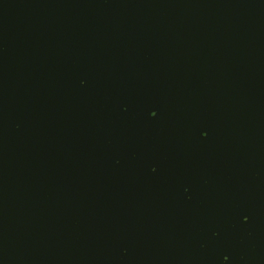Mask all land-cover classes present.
I'll list each match as a JSON object with an SVG mask.
<instances>
[{
    "label": "water",
    "instance_id": "95a60500",
    "mask_svg": "<svg viewBox=\"0 0 264 264\" xmlns=\"http://www.w3.org/2000/svg\"><path fill=\"white\" fill-rule=\"evenodd\" d=\"M0 264H264V0H0Z\"/></svg>",
    "mask_w": 264,
    "mask_h": 264
},
{
    "label": "snow or ice",
    "instance_id": "6c2138e0",
    "mask_svg": "<svg viewBox=\"0 0 264 264\" xmlns=\"http://www.w3.org/2000/svg\"><path fill=\"white\" fill-rule=\"evenodd\" d=\"M149 115H150L151 117H155V116L157 115V113H156L155 111H150V112H149ZM200 135H201V136H205L206 133L202 131V132L200 133ZM153 171H155V169H153ZM243 219H244L245 221H247L248 217L245 215V216L243 217ZM224 259H225V261H227L228 257L225 256Z\"/></svg>",
    "mask_w": 264,
    "mask_h": 264
}]
</instances>
